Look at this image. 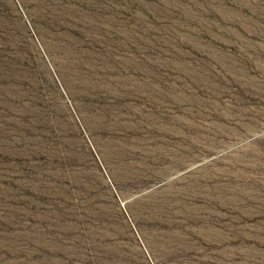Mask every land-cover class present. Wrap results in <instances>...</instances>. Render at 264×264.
<instances>
[{"label":"rangeland","instance_id":"1","mask_svg":"<svg viewBox=\"0 0 264 264\" xmlns=\"http://www.w3.org/2000/svg\"><path fill=\"white\" fill-rule=\"evenodd\" d=\"M0 264H264V0H0Z\"/></svg>","mask_w":264,"mask_h":264}]
</instances>
